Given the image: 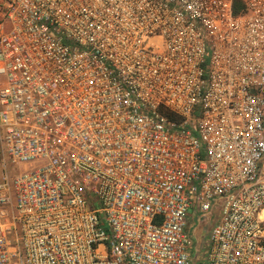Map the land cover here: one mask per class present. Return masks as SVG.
<instances>
[{
	"label": "built area",
	"instance_id": "built-area-1",
	"mask_svg": "<svg viewBox=\"0 0 264 264\" xmlns=\"http://www.w3.org/2000/svg\"><path fill=\"white\" fill-rule=\"evenodd\" d=\"M264 0H0V264H264Z\"/></svg>",
	"mask_w": 264,
	"mask_h": 264
},
{
	"label": "rangeland",
	"instance_id": "rangeland-1",
	"mask_svg": "<svg viewBox=\"0 0 264 264\" xmlns=\"http://www.w3.org/2000/svg\"><path fill=\"white\" fill-rule=\"evenodd\" d=\"M262 176H264V165H262ZM220 219V211L213 210L211 216L205 219L198 218V214L192 210L187 216V232L193 237L194 246L192 249V259L194 264H206V254L208 250L207 231Z\"/></svg>",
	"mask_w": 264,
	"mask_h": 264
}]
</instances>
